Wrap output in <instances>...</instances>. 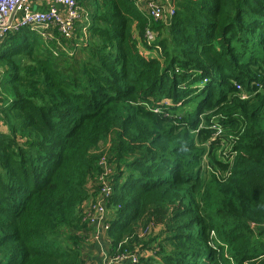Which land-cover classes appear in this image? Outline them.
<instances>
[{"label": "trees", "instance_id": "1", "mask_svg": "<svg viewBox=\"0 0 264 264\" xmlns=\"http://www.w3.org/2000/svg\"><path fill=\"white\" fill-rule=\"evenodd\" d=\"M173 1L0 43V264H86L105 186L111 254L264 264V0Z\"/></svg>", "mask_w": 264, "mask_h": 264}, {"label": "built area", "instance_id": "2", "mask_svg": "<svg viewBox=\"0 0 264 264\" xmlns=\"http://www.w3.org/2000/svg\"><path fill=\"white\" fill-rule=\"evenodd\" d=\"M28 3L29 0H0V43L8 35L27 29L37 31L44 37L50 36V31L57 30L61 37L70 38L75 31V25L81 21L84 12L80 6V0H53L50 8L45 12L29 10ZM140 4L139 7L137 6L138 9L155 21L168 22L174 17L176 11L173 0H150L144 5L141 1ZM58 6H62L65 12L62 13ZM19 11L24 13L22 17H17ZM242 99H245V96H242ZM1 130L2 124L0 123ZM219 133L218 130L215 136ZM101 165L104 166L105 162ZM110 193L111 189L105 186L97 201L87 203L83 209L84 222H88L93 230L98 231L94 232V237L92 236L96 243H100L104 239L105 243L108 244L109 223L107 220L109 213L105 198L109 197ZM105 246L109 248V244ZM147 254H152V252H147ZM140 257L138 252L130 253V251L125 250L111 254L110 250H107L103 255L101 264H138ZM86 264L90 263L86 262Z\"/></svg>", "mask_w": 264, "mask_h": 264}, {"label": "crops", "instance_id": "3", "mask_svg": "<svg viewBox=\"0 0 264 264\" xmlns=\"http://www.w3.org/2000/svg\"><path fill=\"white\" fill-rule=\"evenodd\" d=\"M52 1L53 0H29L28 7H29V10H31V11L45 12L46 10H48L50 8ZM141 1H143V5H144L146 2H148L150 0H134L136 7L137 6L139 7V5H141L140 4ZM58 9L62 13L65 12L64 8L62 6H58ZM23 15H24V13L19 11L17 17H22ZM152 55L154 56L155 54H152ZM0 123H1V121H0ZM2 127H3V125H2ZM82 213H83V208H82ZM91 232L92 233L88 236V240L86 242V246L84 249L85 250L84 259H85V261L89 262L90 264H101V259L103 258L104 252H103V250H100L101 246L97 245L96 242L92 240V236L94 237V230H91ZM91 243H93V246L90 245ZM103 244H104V246L108 245L105 243L104 239H103ZM89 248H92V250L94 251L92 254H91V250ZM105 250H109V248L105 246Z\"/></svg>", "mask_w": 264, "mask_h": 264}, {"label": "rangeland", "instance_id": "4", "mask_svg": "<svg viewBox=\"0 0 264 264\" xmlns=\"http://www.w3.org/2000/svg\"><path fill=\"white\" fill-rule=\"evenodd\" d=\"M50 33L52 34L53 33V31H50ZM0 80H1V78H0ZM1 87V86H0ZM1 89V88H0ZM2 91V89L0 90V92ZM183 109H187V107H184ZM0 118H1V114H0ZM102 149H103V147H102ZM94 215H96V214H94ZM94 232H98V231H96V230H94ZM93 240V239H92ZM94 241V240H93ZM97 245H99V246H101L100 247V250H103V252H104V254L106 253V251L107 250H105V246H104V244H103V241H101L100 243H96ZM91 246H93V243H91L90 244ZM90 247V246H89ZM90 250H91V254L94 252L93 250H92V248H89ZM105 250V251H104ZM102 258V257H101ZM100 258V259H101ZM102 260H103V258L101 259V262H102Z\"/></svg>", "mask_w": 264, "mask_h": 264}, {"label": "clouds", "instance_id": "5", "mask_svg": "<svg viewBox=\"0 0 264 264\" xmlns=\"http://www.w3.org/2000/svg\"><path fill=\"white\" fill-rule=\"evenodd\" d=\"M87 262V261H86Z\"/></svg>", "mask_w": 264, "mask_h": 264}]
</instances>
